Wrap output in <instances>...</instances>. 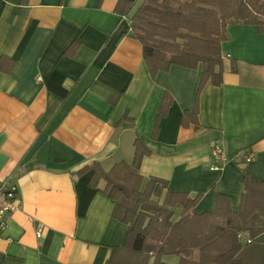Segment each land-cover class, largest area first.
Wrapping results in <instances>:
<instances>
[{
	"label": "crops",
	"instance_id": "0c3cea01",
	"mask_svg": "<svg viewBox=\"0 0 264 264\" xmlns=\"http://www.w3.org/2000/svg\"><path fill=\"white\" fill-rule=\"evenodd\" d=\"M143 1L0 0V180L17 187L20 204L0 224V264H104L127 227L112 217L104 181L93 189L92 171L77 172L93 162L104 171L131 162L136 137L150 151L140 175L167 180L170 192L202 194L195 213L213 211L216 197L238 210V161L246 154V170L264 180V33L227 26L222 85L202 89L197 126L183 125L201 65L150 76L130 37ZM165 92L172 102L154 140ZM215 143L227 161L212 170Z\"/></svg>",
	"mask_w": 264,
	"mask_h": 264
},
{
	"label": "trees",
	"instance_id": "16d2710c",
	"mask_svg": "<svg viewBox=\"0 0 264 264\" xmlns=\"http://www.w3.org/2000/svg\"><path fill=\"white\" fill-rule=\"evenodd\" d=\"M238 24L264 33V0H144L130 18V37L140 43L151 77L172 65L189 69L201 65L195 105L191 112H183V125L197 126L202 89L222 85L221 44L228 39L227 26ZM236 71L231 60L230 72ZM171 102L165 92L151 139H156ZM133 147L129 163L120 161L104 171L93 162L77 172L92 171L88 186L93 189L104 181L100 192L114 204L112 217L127 227L124 243L110 250L104 264H163L164 256L177 257L178 264H264V180L251 176L245 161H238L243 186L238 210L216 197L213 211L195 213L202 194L170 192L168 181L157 177L145 180L139 169L150 151L138 137Z\"/></svg>",
	"mask_w": 264,
	"mask_h": 264
},
{
	"label": "built area",
	"instance_id": "2783aa9c",
	"mask_svg": "<svg viewBox=\"0 0 264 264\" xmlns=\"http://www.w3.org/2000/svg\"><path fill=\"white\" fill-rule=\"evenodd\" d=\"M210 158L212 165L210 169H220L222 165L227 161L225 152L222 147L215 143L210 149ZM252 160L251 154L243 156V161L249 162ZM20 208L19 195L17 187L10 182L9 179L0 180V224L4 227L7 224V220L16 210ZM36 237L39 239L42 237V226L39 225L36 229Z\"/></svg>",
	"mask_w": 264,
	"mask_h": 264
},
{
	"label": "rangeland",
	"instance_id": "374dc122",
	"mask_svg": "<svg viewBox=\"0 0 264 264\" xmlns=\"http://www.w3.org/2000/svg\"><path fill=\"white\" fill-rule=\"evenodd\" d=\"M165 264H177L178 258L175 256H168L164 258Z\"/></svg>",
	"mask_w": 264,
	"mask_h": 264
}]
</instances>
